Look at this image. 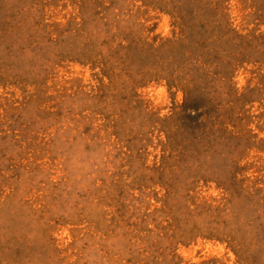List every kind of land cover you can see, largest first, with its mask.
Instances as JSON below:
<instances>
[{
    "label": "rangeland",
    "instance_id": "rangeland-1",
    "mask_svg": "<svg viewBox=\"0 0 264 264\" xmlns=\"http://www.w3.org/2000/svg\"><path fill=\"white\" fill-rule=\"evenodd\" d=\"M0 264H264V0H0Z\"/></svg>",
    "mask_w": 264,
    "mask_h": 264
}]
</instances>
